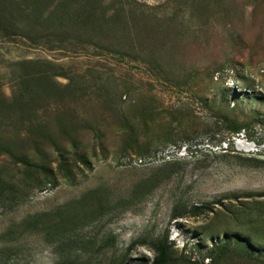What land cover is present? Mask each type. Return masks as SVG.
Here are the masks:
<instances>
[{
  "label": "rangeland",
  "instance_id": "374dc122",
  "mask_svg": "<svg viewBox=\"0 0 264 264\" xmlns=\"http://www.w3.org/2000/svg\"><path fill=\"white\" fill-rule=\"evenodd\" d=\"M0 23V264H264V0Z\"/></svg>",
  "mask_w": 264,
  "mask_h": 264
},
{
  "label": "trees",
  "instance_id": "16d2710c",
  "mask_svg": "<svg viewBox=\"0 0 264 264\" xmlns=\"http://www.w3.org/2000/svg\"><path fill=\"white\" fill-rule=\"evenodd\" d=\"M233 130L234 132H239L240 127H234ZM166 262H167V251L164 247H161L159 255L155 258L152 264H164Z\"/></svg>",
  "mask_w": 264,
  "mask_h": 264
},
{
  "label": "bare ground",
  "instance_id": "6f19581e",
  "mask_svg": "<svg viewBox=\"0 0 264 264\" xmlns=\"http://www.w3.org/2000/svg\"><path fill=\"white\" fill-rule=\"evenodd\" d=\"M244 144V143H243ZM245 146V145H244Z\"/></svg>",
  "mask_w": 264,
  "mask_h": 264
}]
</instances>
